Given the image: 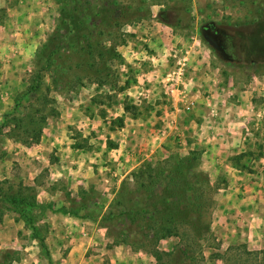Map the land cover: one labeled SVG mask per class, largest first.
Listing matches in <instances>:
<instances>
[{
    "label": "rangeland",
    "instance_id": "obj_1",
    "mask_svg": "<svg viewBox=\"0 0 264 264\" xmlns=\"http://www.w3.org/2000/svg\"><path fill=\"white\" fill-rule=\"evenodd\" d=\"M104 8L114 26L90 34ZM179 13L186 27L169 25ZM212 23L225 54L201 34ZM57 31L64 48L42 73L41 97L21 102L22 113L43 108V133L17 139L5 115ZM179 70L197 98L190 110L166 94ZM192 155L213 186L210 234L195 243L182 228L159 249L172 264L183 252L198 264L264 252V0H0V181L47 206L21 213L0 199V264L7 251L12 264H159L117 240L123 230L137 238L132 224L108 229L88 215L107 214L125 182L135 190L145 162Z\"/></svg>",
    "mask_w": 264,
    "mask_h": 264
},
{
    "label": "trees",
    "instance_id": "obj_2",
    "mask_svg": "<svg viewBox=\"0 0 264 264\" xmlns=\"http://www.w3.org/2000/svg\"><path fill=\"white\" fill-rule=\"evenodd\" d=\"M112 14L114 12L107 8L101 9L93 20L94 27L88 29L89 33L102 35L105 31L100 29L101 26L106 29L113 27ZM181 14L178 15L179 22L169 25L186 27L188 24H183ZM60 35L59 31L55 32L43 45L40 50V60L46 62L45 66L37 68L28 89L16 99L14 109L5 115L8 123L13 125L12 135L17 139L22 134H28L31 138L39 141L43 133V125L47 120L43 108L22 113L21 102L23 98L28 99L30 94L38 95L42 90V73L44 69H47L45 67L53 63L54 56L64 48ZM104 55V53L100 54L102 57H105ZM44 107L46 108V106ZM4 125L7 123L5 122ZM3 127L1 126V128ZM199 158L197 155L175 156L156 164L145 162L139 168L140 170L133 174L135 190L130 187L131 190L128 187L130 186L129 182H125L118 196L120 199L115 202V207L112 205L111 210L102 217L95 210L92 215L88 216L93 220H101V225L108 229L116 226L125 227L129 222L133 225L132 228H128L129 232H134L133 235H137V238L132 240L129 233L123 230L122 235L124 236L117 237V240L133 246L136 251L142 249L148 253L151 252L159 264H172L173 254L159 249L160 240L179 236L181 235L180 229L185 228L186 231H193L192 236L196 243L198 239L205 238L211 231L210 211L213 207L211 203L214 191L209 177L197 172L200 164ZM3 186L4 183L0 181V199L8 202L11 207L21 213H26L25 208H44L46 206L37 202L30 187L21 185L18 190H14V187L11 186L6 190ZM77 209L73 208L68 211L62 208L60 211L77 216ZM81 209L86 211V204ZM25 217L32 225L33 233L39 236L38 228L33 224V217ZM139 237L142 238L140 241H138ZM183 240L185 239L183 238ZM41 242L43 248L47 250L45 242ZM134 244H138V246ZM14 254L12 251L5 252L1 264H12L16 261L17 258ZM183 254L182 264H198L196 258H192L185 252ZM220 257L224 264H264V252L229 250ZM166 258L168 260H165Z\"/></svg>",
    "mask_w": 264,
    "mask_h": 264
},
{
    "label": "built area",
    "instance_id": "obj_3",
    "mask_svg": "<svg viewBox=\"0 0 264 264\" xmlns=\"http://www.w3.org/2000/svg\"><path fill=\"white\" fill-rule=\"evenodd\" d=\"M175 73H177L176 76H173L172 79L168 81L169 86L166 93L169 96L168 101H174L175 105L182 104V106L188 110L193 109L198 104L197 98L190 97L188 94L184 81L182 80L181 70ZM176 109H178L177 106Z\"/></svg>",
    "mask_w": 264,
    "mask_h": 264
},
{
    "label": "flooded vegetation",
    "instance_id": "obj_4",
    "mask_svg": "<svg viewBox=\"0 0 264 264\" xmlns=\"http://www.w3.org/2000/svg\"><path fill=\"white\" fill-rule=\"evenodd\" d=\"M201 34L212 47L220 52L221 54H225V50L221 45V42L218 40V30L216 24H205L201 27Z\"/></svg>",
    "mask_w": 264,
    "mask_h": 264
},
{
    "label": "crops",
    "instance_id": "obj_5",
    "mask_svg": "<svg viewBox=\"0 0 264 264\" xmlns=\"http://www.w3.org/2000/svg\"><path fill=\"white\" fill-rule=\"evenodd\" d=\"M255 194H256V192H255ZM256 195H258V194H256ZM256 199H257V200H258V199L260 200V197H259V195H258V196H256ZM259 200H258V201H259ZM256 205H257V207H258L260 204H259V203H258V204L256 203Z\"/></svg>",
    "mask_w": 264,
    "mask_h": 264
}]
</instances>
